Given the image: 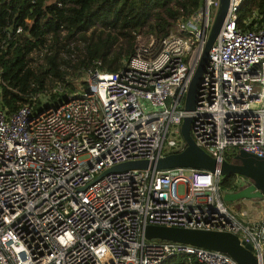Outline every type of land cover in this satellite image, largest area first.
<instances>
[{
    "label": "built area",
    "instance_id": "2783aa9c",
    "mask_svg": "<svg viewBox=\"0 0 264 264\" xmlns=\"http://www.w3.org/2000/svg\"><path fill=\"white\" fill-rule=\"evenodd\" d=\"M242 2L231 0L193 110L186 93L220 0H202L164 36L138 33L123 66L103 70L97 60L87 84L55 104L34 107L45 91L11 112L0 101V264H241L218 249L148 238L149 224L231 231L264 260V216L224 198L251 177L237 173L223 188L220 170L199 167L104 173L183 150L186 115L219 161L241 148L264 156V19L241 26ZM8 29L14 39L25 30Z\"/></svg>",
    "mask_w": 264,
    "mask_h": 264
},
{
    "label": "trees",
    "instance_id": "16d2710c",
    "mask_svg": "<svg viewBox=\"0 0 264 264\" xmlns=\"http://www.w3.org/2000/svg\"><path fill=\"white\" fill-rule=\"evenodd\" d=\"M201 3L202 0H0L2 105L15 111L32 93L48 91L58 82L67 83V76L82 75V69L96 67L97 60H101L103 70H118L133 54L138 33L164 36ZM237 12L239 24L253 28L256 20L264 19V0H243ZM249 18L253 20L249 22ZM17 24L25 29L20 39H14L8 29ZM236 153V149L228 153L227 159L234 161ZM236 176L237 173L226 174L222 187H234ZM177 259L181 257L173 256L165 264H174Z\"/></svg>",
    "mask_w": 264,
    "mask_h": 264
},
{
    "label": "water",
    "instance_id": "95a60500",
    "mask_svg": "<svg viewBox=\"0 0 264 264\" xmlns=\"http://www.w3.org/2000/svg\"><path fill=\"white\" fill-rule=\"evenodd\" d=\"M230 5L231 0H220L216 17L186 93L185 108L187 110H193L196 106L198 88L203 72L209 62L210 49L221 31L229 13ZM191 126L192 116L186 115L181 126L182 134L187 142L183 150L168 153L154 160L138 159L121 162L106 169L104 173L111 170L129 168L151 167L160 169L180 165L206 168L212 171L220 170L221 174L224 175L239 173L249 176L254 180V184L233 192H226L224 195L226 201L233 202L242 197H264L263 155L241 148L235 155L237 161H230L226 158L219 161L218 158L196 143L191 133ZM146 236L148 238L176 240L218 249L228 253L241 264H264V260H260L253 251L252 244L241 241L238 234L231 231L149 224L146 227Z\"/></svg>",
    "mask_w": 264,
    "mask_h": 264
},
{
    "label": "rangeland",
    "instance_id": "374dc122",
    "mask_svg": "<svg viewBox=\"0 0 264 264\" xmlns=\"http://www.w3.org/2000/svg\"><path fill=\"white\" fill-rule=\"evenodd\" d=\"M142 32L144 34H148L145 31ZM89 69H82V75L71 74V76H67V83L65 84H61V82H58L56 85L49 88L48 91H45V95L48 96L47 100L37 99L35 102L36 106L34 107L39 108L42 105L55 104L61 101L68 94L76 93L79 88L84 85V81L88 79ZM234 161H237L236 158ZM230 204L233 208H235V210H239L240 208L248 209L250 215L249 217L251 219L260 218L264 216V197H242L234 200L233 202L229 203V205Z\"/></svg>",
    "mask_w": 264,
    "mask_h": 264
},
{
    "label": "crops",
    "instance_id": "0c3cea01",
    "mask_svg": "<svg viewBox=\"0 0 264 264\" xmlns=\"http://www.w3.org/2000/svg\"><path fill=\"white\" fill-rule=\"evenodd\" d=\"M255 219H257V218H255Z\"/></svg>",
    "mask_w": 264,
    "mask_h": 264
}]
</instances>
